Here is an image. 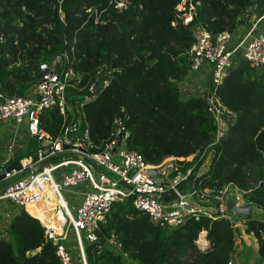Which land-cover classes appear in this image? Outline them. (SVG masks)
I'll return each instance as SVG.
<instances>
[{"label":"trees","instance_id":"16d2710c","mask_svg":"<svg viewBox=\"0 0 264 264\" xmlns=\"http://www.w3.org/2000/svg\"><path fill=\"white\" fill-rule=\"evenodd\" d=\"M179 1L129 0L122 11L107 8L102 21L94 24L85 21L84 9L103 8L106 0H62L63 19L56 0H0V90L25 93L38 77V62L68 47L76 36L74 68L80 80L68 87L69 101L79 103L89 92L98 66L113 74L82 105L94 141L108 136L114 112L125 105L130 114L128 147L146 160H161L166 148L177 156L201 150L214 138V116L202 96L181 97L179 85L190 66L187 51L194 40L193 25L202 24L212 33L235 31L255 0H199L188 24L176 17ZM216 94L235 115L230 132L212 146L203 183L222 187L234 182L247 200L264 209V64L254 67L240 59ZM40 121L56 135L62 117L51 107L41 112ZM23 139L28 146L18 157L34 150L27 133ZM245 223L243 231L257 239L264 264V220L249 216ZM201 229L209 241L206 245L195 243ZM3 231L0 264H60L44 226L25 209L15 212ZM240 232L225 217L189 218L169 230L151 223L129 199L111 207L100 222L98 239L84 249L88 264H228ZM112 233L119 248L104 245Z\"/></svg>","mask_w":264,"mask_h":264},{"label":"built area","instance_id":"2783aa9c","mask_svg":"<svg viewBox=\"0 0 264 264\" xmlns=\"http://www.w3.org/2000/svg\"><path fill=\"white\" fill-rule=\"evenodd\" d=\"M56 1L63 19L62 0ZM128 3L129 0H106L103 8L88 6L84 9L85 21L100 23L107 8L122 11ZM197 4L199 0H180L175 5L176 17L183 24L190 23L196 14ZM259 5L260 2L255 0L246 7L240 24L247 26L242 30L238 26L235 31L226 28L212 33L202 24L193 25L194 40L187 51L190 66L180 82L206 76L205 88L196 95L205 99L214 116L216 130L208 145L188 155L169 154L151 162L140 151L129 148L130 130L126 122L130 114L125 105H120L114 112L107 137L99 141L91 138L82 105L94 98L98 90L109 83L113 74L112 69L98 66L97 76L88 86L89 92L79 103L69 101L68 87L76 86L80 80V73L74 68L76 36L68 47L38 62V77L25 93L0 90V121L8 120L13 127L0 169H5L15 160L20 165L19 168L10 167L4 171L0 202L11 201L31 214L26 208L29 203L50 199L48 211L51 219H58L57 224H48L36 217L45 228V236L55 244L60 264H88L85 244L98 239L100 222L112 206L124 200L130 199L134 208L146 213L151 223L169 230L189 218L225 217L235 226L246 221L247 216L235 220L232 215L236 213L228 212L226 205L228 198L236 206L249 204L251 209V206L257 205L247 200L245 191L234 182L222 187L207 185L201 175L209 168L213 144L226 133L228 122L231 124L227 116L235 115L219 101L217 86L240 59H246L254 67L264 64V4ZM64 42L67 40L64 39ZM180 89L185 92L181 86ZM51 107H56L62 117L56 135L40 123L41 112ZM69 112L72 117L68 120ZM18 128L26 130L28 138L35 144L31 154L18 157L17 148L21 146L24 151L28 146L25 140L18 141ZM64 143H70V146L65 147ZM58 154L62 156L37 171L32 170L34 164ZM207 157L209 161L205 169ZM47 188L52 190L54 198L47 194ZM258 208L264 211L262 207ZM69 228L75 238L79 261L68 245ZM1 233L0 230V237ZM208 242L205 230L201 229L195 243L206 245ZM104 245L116 249L121 243L112 233Z\"/></svg>","mask_w":264,"mask_h":264},{"label":"rangeland","instance_id":"374dc122","mask_svg":"<svg viewBox=\"0 0 264 264\" xmlns=\"http://www.w3.org/2000/svg\"><path fill=\"white\" fill-rule=\"evenodd\" d=\"M262 4H264V2L260 3V5H262ZM244 26H247V25L239 24V29L242 30V28ZM200 80H201V83L199 84ZM206 84H207V79H206L205 75L202 77V79H195V80H191V81L180 82L181 88L185 91L181 94V97L184 98V97H186L184 94L188 95L189 93H194V94L202 93V90L205 88ZM227 117L230 120L234 118V116H232V117L227 116ZM18 131H19V135L21 134L23 136L26 134V130H24L22 128H18ZM12 134H13L12 122H10L8 120L0 121V145H5V143L7 144V142H9ZM21 139L22 138H20V141H21ZM34 145L35 144L32 143V145H31L32 148L34 147ZM22 150L23 149L20 146L17 148L16 151H17V153H20ZM205 161L207 164L205 165L204 168L207 169L209 157H207L205 159ZM48 190H49V188H48ZM64 194L66 195V192H64ZM7 201L8 200H2V202H7ZM258 207L259 206H257V205H253V207L251 206L250 214L247 217L251 216V217H257L260 219H264V211L260 210ZM73 212H74V210H73ZM232 217L235 220H242V218L245 217V215H243V214H240V215L236 214L235 215L234 214V215H232ZM245 225H246L245 221H243L241 223V225H239L241 232L237 236V239H236V242L238 245L237 251L230 255L231 264H263V262L261 261L262 260L261 254L259 252L258 241L252 233H246L245 231H243V228L245 227ZM69 230H70V233H69L70 237L68 239L69 240L68 245L70 246V251L74 255L75 259L77 261H79L78 250H77L75 242H74L75 238L71 234V228H69Z\"/></svg>","mask_w":264,"mask_h":264},{"label":"crops","instance_id":"0c3cea01","mask_svg":"<svg viewBox=\"0 0 264 264\" xmlns=\"http://www.w3.org/2000/svg\"><path fill=\"white\" fill-rule=\"evenodd\" d=\"M20 138H22V140H25V139H23V136L21 134L19 135L18 141L20 140ZM8 143L9 142H7V144L5 143V145H0V164H1V160L5 157V155L8 151ZM1 167L2 166L0 165V168ZM3 183H4V180L0 179V187L2 186ZM48 195L51 196V198L54 197V194L50 188L48 190ZM45 200L46 199L44 198V201ZM46 201H47V203H44V204H41L40 202H37V201H35V203H33L36 206V208L39 209V211L43 212L45 220H47L48 214L50 212V211H48V209H50V206L48 204L49 203L48 201H50V199L49 200L47 199ZM30 204H32V203H30ZM20 209H22V207L12 203L11 201L0 202V230L2 231V233H1L2 237H4L6 235V233L3 230L5 229L9 220L11 219L13 214L15 212L19 211Z\"/></svg>","mask_w":264,"mask_h":264},{"label":"water","instance_id":"95a60500","mask_svg":"<svg viewBox=\"0 0 264 264\" xmlns=\"http://www.w3.org/2000/svg\"><path fill=\"white\" fill-rule=\"evenodd\" d=\"M96 84H97V81H95L94 86H96ZM228 125H229V126H228V130H227L226 133L222 136V138L225 137V136L230 132V129H231V124H230V122H228ZM222 138H221V139H222ZM64 146H65V147H68V146H70V143H64ZM164 152H165L166 155H169V154H170V150H169L168 148L164 149ZM61 156H62V154H58V155L51 156V157H48V158H46V159H43V160L39 161L38 163L34 164L33 167H32V170H33V171H37V170H39L42 166L46 165L48 162L54 160L55 158H59V157H61ZM10 167L19 168L20 165H19L18 161L15 160V161H13L12 163H9V164L5 167V169H0V179H3L4 171H5V170H8ZM226 205H227V211L230 212V213H231V212H234V213H236V214H243V215H245V216H248V215L250 214L249 204H246L245 206H236V205L233 203V201H232L230 198H228V199L226 200Z\"/></svg>","mask_w":264,"mask_h":264},{"label":"bare ground","instance_id":"6f19581e","mask_svg":"<svg viewBox=\"0 0 264 264\" xmlns=\"http://www.w3.org/2000/svg\"><path fill=\"white\" fill-rule=\"evenodd\" d=\"M47 194H48V191H47ZM40 200H38L37 202H40L41 204L47 203V201L46 200L44 201V199H40ZM26 207L33 215L40 217L42 221H44L45 223L53 224V225L57 224L58 219L56 217L54 219H51L50 218L52 216L51 213L48 214V218L47 220H45L43 212L39 211V209L36 208V206L33 203L32 204L29 203Z\"/></svg>","mask_w":264,"mask_h":264}]
</instances>
